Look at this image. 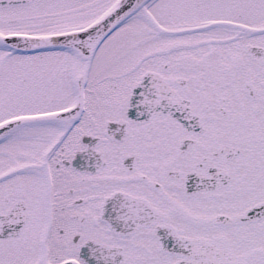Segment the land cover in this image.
I'll return each instance as SVG.
<instances>
[{"label": "snow or ice", "instance_id": "snow-or-ice-1", "mask_svg": "<svg viewBox=\"0 0 264 264\" xmlns=\"http://www.w3.org/2000/svg\"><path fill=\"white\" fill-rule=\"evenodd\" d=\"M0 264H264V0H0Z\"/></svg>", "mask_w": 264, "mask_h": 264}]
</instances>
